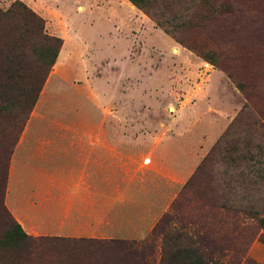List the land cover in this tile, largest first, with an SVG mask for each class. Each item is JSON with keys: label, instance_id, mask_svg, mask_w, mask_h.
Segmentation results:
<instances>
[{"label": "rangeland", "instance_id": "1", "mask_svg": "<svg viewBox=\"0 0 264 264\" xmlns=\"http://www.w3.org/2000/svg\"><path fill=\"white\" fill-rule=\"evenodd\" d=\"M16 1L30 9L21 0H0V11ZM33 1L49 16L48 20L41 17L46 35L61 39L62 44L21 131L39 99L47 107L45 115L53 111L55 115H78L84 102L83 115H99L96 126H86L130 135L133 158L148 166L150 137L172 133L183 120L185 130L198 123L192 112L209 84L211 70L220 74L227 87L222 92L212 79L215 104L222 99L233 107L221 133L147 235L115 239L114 249L104 251L106 258L118 260L110 264H166L176 248H196L198 235H208L205 244L216 249L212 264H264V151L255 156L256 146L264 149V0H150L148 11L154 18L136 8L151 20L145 27L130 25L114 5L110 8L104 2L95 6L84 0ZM86 6L90 12L84 11ZM15 8L12 23L0 21V61L3 39L15 36L21 13ZM59 11L70 22L55 21L62 20ZM104 15L122 18V25H111ZM179 41L193 45L209 60ZM47 86L48 91L59 92L43 98L41 92ZM0 92L6 100L16 101L20 95L16 89ZM67 96L76 100L71 102ZM205 96L202 99L208 105L211 96ZM9 103L0 100L4 109L0 147L7 144L12 152L21 131L15 134L18 123L12 116L17 107ZM251 206L256 208L253 215ZM6 219L0 211V224ZM221 235L231 240L227 246L217 242Z\"/></svg>", "mask_w": 264, "mask_h": 264}, {"label": "crops", "instance_id": "2", "mask_svg": "<svg viewBox=\"0 0 264 264\" xmlns=\"http://www.w3.org/2000/svg\"><path fill=\"white\" fill-rule=\"evenodd\" d=\"M21 1L44 20L49 19L33 0ZM84 2L95 6L104 2L110 8L114 5L133 26L151 23L127 0ZM84 11L91 9L86 6ZM103 17L111 25H122V18ZM55 21L68 23L70 19L62 17ZM207 77L209 84L192 112L198 123L185 130L183 120L172 133L160 132L150 137L148 166L133 158L130 135L86 126L87 123L96 126L99 115H83L84 102L78 115H55V111L45 115L47 107L39 99L10 154L3 195L6 210L22 232L31 237L144 238L233 111L227 101L218 99L220 104L216 105L213 100V78L219 83L217 89L223 92L227 88L220 74L213 69ZM55 92L59 91H48L47 86L41 95L44 98L45 94ZM208 94L211 97L205 105L202 97ZM60 111L65 113L63 109Z\"/></svg>", "mask_w": 264, "mask_h": 264}, {"label": "trees", "instance_id": "3", "mask_svg": "<svg viewBox=\"0 0 264 264\" xmlns=\"http://www.w3.org/2000/svg\"><path fill=\"white\" fill-rule=\"evenodd\" d=\"M127 1L135 8L143 10L144 13L154 18L148 11L149 4L152 3L150 0ZM15 7L21 9V13H19L20 18L17 22L14 38L3 39L4 52L0 61V91L16 89L20 95L16 98V101L15 99L6 100L7 97L5 96L0 100L8 104L13 102L12 104L17 107L12 119H14V123H18V128L15 129V134H18L38 97L48 72L55 62L62 41L59 38L46 35L43 19L18 1L11 4L7 10L0 11V21L5 24L12 23ZM221 8L228 9L222 6ZM25 11L28 14H23ZM155 24L158 23L155 21ZM164 32L168 33L165 30ZM179 42L199 57L209 60L193 45ZM26 72L27 75H24ZM228 77L231 78L229 75ZM236 87L239 91L244 92L242 85L236 83ZM2 93L5 94L0 92L1 95ZM2 110L4 109L0 106V113ZM11 134L12 130H10L8 136ZM256 148L258 153L255 156H262L264 149L258 146ZM10 154L11 150L7 144L0 147V192L2 191V195L6 176L5 165ZM175 205L174 202L171 205L173 210L176 208ZM255 210L256 208L253 206L250 207L251 215L255 214ZM0 211L7 218L6 222L0 224V264H110V262L118 261L117 259L110 260L106 258L104 252H111L117 241L31 237L22 232L19 225L5 210L2 202H0ZM207 236H196L198 237L196 248H176L169 255L166 264H212V253L216 249L214 251L208 249L205 244V237L207 238ZM220 237V241L217 242H220L223 246H227V243L231 241L226 236L221 235ZM212 242L215 243L216 241L212 239ZM201 246L203 248H200Z\"/></svg>", "mask_w": 264, "mask_h": 264}]
</instances>
